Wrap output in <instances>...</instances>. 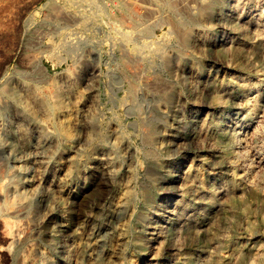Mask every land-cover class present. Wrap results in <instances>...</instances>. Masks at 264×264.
<instances>
[{
    "label": "rangeland",
    "instance_id": "rangeland-1",
    "mask_svg": "<svg viewBox=\"0 0 264 264\" xmlns=\"http://www.w3.org/2000/svg\"><path fill=\"white\" fill-rule=\"evenodd\" d=\"M254 3L264 7V0H0V264H264V161L242 141L230 145L247 110L264 108V34L242 62L233 48ZM205 5L211 9L200 16ZM189 16L197 36L181 46L175 22ZM236 72L246 83L215 101ZM65 119L69 135L57 136ZM143 125L156 159L147 156ZM251 141L264 151V126ZM234 148L237 158L219 160L217 149ZM48 152L47 173L68 185L53 196L39 182ZM241 170L246 184L237 187ZM19 193L28 207L13 202Z\"/></svg>",
    "mask_w": 264,
    "mask_h": 264
},
{
    "label": "bare ground",
    "instance_id": "bare-ground-1",
    "mask_svg": "<svg viewBox=\"0 0 264 264\" xmlns=\"http://www.w3.org/2000/svg\"><path fill=\"white\" fill-rule=\"evenodd\" d=\"M164 3H165V5H169V3L167 1H165ZM210 9H211V7L209 5H205V6L201 7V10L199 11L200 16L209 12ZM242 17L246 18V20H245L246 24L244 27L239 28L240 30H238L236 32L237 36L234 38L235 41L233 40L234 51L236 52L237 55H239L237 58L241 62H242V57L245 55L247 49L252 45V42L254 41L255 37L259 36L260 34L261 35L264 34V7L262 6V4H255L253 7H250V10H247L242 15ZM196 23H197V18L195 19L193 16L185 17V20L182 22L181 21L175 22L174 31H175L176 35L178 36L179 43L181 46H186V44L189 40H191L192 38L194 39L197 36V34H195L193 32V30L191 29V27L196 25ZM233 37H234V35H233ZM217 62L224 64V63H222V61L220 59H217ZM236 67L240 68L242 66L240 63L237 62ZM233 74H235V75H233L229 81L221 83L220 90H217L216 93L214 94L215 101L219 102L221 100V95H222L223 91L226 92L227 90H231L236 85L246 83V77L244 76L243 73L236 72ZM157 81H158V78H156V82L154 81V83L157 84L155 87H157V89H159L160 91L163 90L164 85L161 87L162 83H160V86H159V83H157ZM24 89L28 90L30 94H33V92L31 90H29L26 86L24 87ZM131 91L134 93L135 84H131ZM62 93H63V90H62L61 86L56 85V93L54 95L55 96V100H54L55 104H59L62 102V99H61ZM14 97H15L14 99L17 102H21V100L18 97H16L15 95H14ZM42 108L45 109L46 115H52L54 113L53 110L49 107V105L48 104L46 105V103L44 101H42ZM55 108L57 109V111H61V110L65 109V107L63 105L55 106ZM242 119H243V121H242L243 123L240 122L241 125L234 127L231 131V134H230L231 135V140H230L231 143H230V145L233 144V146L235 147V145H237L240 141H242L244 143V147L251 152V155L256 157L258 162H263L264 161V155H263L264 151L262 149L263 147H261L258 144H254L251 141V137L254 135H260L262 133V127L264 126L263 125L264 124V122H263L264 121V108H258L255 106L250 107ZM254 119H256V120H254ZM247 120H250V121H247ZM85 123H86V139L88 141H90V140H92V132L94 130V123H95V118H94L93 113H89L88 115L85 116ZM68 124H69V122L67 119L61 121V123H59L57 129H54L55 131H53V133H55L57 136L58 135L59 136H61V135L62 136H68L69 135V130L67 127ZM41 126H42L43 131H45L43 134L44 138L42 141H43L44 146L47 145L46 148H47V151H49L50 143H47L48 141H46L47 140L46 137H48L50 135L48 134V131L45 130V127H44L45 124L42 123ZM142 134H143L145 145L148 146L147 156L149 158L156 159L155 154H153V150L150 148L151 147V145H150L151 144V140H150L151 130L148 127L143 125ZM217 150L219 151V154H217L219 157V160H222V158L224 156L226 157V155L228 153L230 155L225 160L230 159L231 161H233V159L237 158L239 155L238 150H236L235 148L233 150H231L230 152H227V151L223 152L222 149H217ZM66 157H67V161L71 160L72 154L68 153V154H66ZM101 159L107 168L108 174L110 176H116L117 170H115L113 168L112 160L109 157H106V158L102 157ZM198 160L202 161L203 159L199 158ZM39 161H40L39 166L43 167L42 168L43 170L40 172L39 182H40L41 187H43L44 193L46 195L53 196L55 191L65 192V190H68L67 184L66 185L62 184L58 180L53 179V177L50 176L49 173H47L46 168L53 166V165H51L49 152H48V155L43 154ZM241 171L242 172H237L235 175V184L237 187L246 184L245 174H244L245 171H243V170H241ZM36 192L37 191L35 188L31 189V194H37ZM145 195H146L147 200L150 201L152 199L148 193H145ZM126 199L128 200V202L129 201L131 202L132 199H131L130 194H128ZM13 202H16V203H19L20 205L22 204V205L28 207L31 200H30L29 196L24 195L23 193H19L17 195V198L14 199ZM16 203H14V204H16ZM18 208H19V206H18ZM129 208H131V207H129ZM151 233H154V231ZM151 238L152 237H148V239H150V240H151ZM91 245H92V241H90V239H89V241L86 242V247L90 248ZM242 251H243L242 248L235 250L231 259H236L240 255H242Z\"/></svg>",
    "mask_w": 264,
    "mask_h": 264
}]
</instances>
